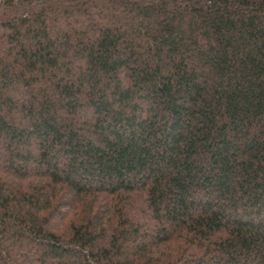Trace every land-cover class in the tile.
<instances>
[{"label": "trees", "instance_id": "1", "mask_svg": "<svg viewBox=\"0 0 264 264\" xmlns=\"http://www.w3.org/2000/svg\"><path fill=\"white\" fill-rule=\"evenodd\" d=\"M0 264H264V0H0Z\"/></svg>", "mask_w": 264, "mask_h": 264}]
</instances>
